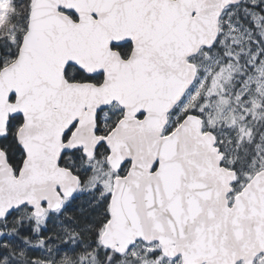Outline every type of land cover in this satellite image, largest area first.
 Wrapping results in <instances>:
<instances>
[{
	"label": "snow or ice",
	"instance_id": "snow-or-ice-1",
	"mask_svg": "<svg viewBox=\"0 0 264 264\" xmlns=\"http://www.w3.org/2000/svg\"><path fill=\"white\" fill-rule=\"evenodd\" d=\"M0 264H264V0H0Z\"/></svg>",
	"mask_w": 264,
	"mask_h": 264
}]
</instances>
